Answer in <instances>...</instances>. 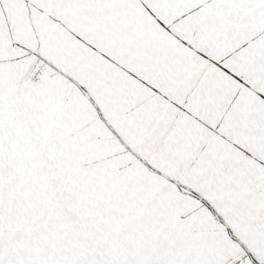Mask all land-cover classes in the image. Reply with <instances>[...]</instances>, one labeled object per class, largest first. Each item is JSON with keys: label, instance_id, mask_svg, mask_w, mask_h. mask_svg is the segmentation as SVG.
Listing matches in <instances>:
<instances>
[{"label": "snow or ice", "instance_id": "snow-or-ice-1", "mask_svg": "<svg viewBox=\"0 0 264 264\" xmlns=\"http://www.w3.org/2000/svg\"><path fill=\"white\" fill-rule=\"evenodd\" d=\"M0 264H264V0H0Z\"/></svg>", "mask_w": 264, "mask_h": 264}]
</instances>
